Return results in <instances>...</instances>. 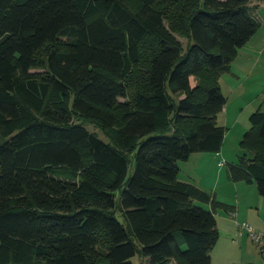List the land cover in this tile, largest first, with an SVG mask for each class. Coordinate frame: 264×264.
<instances>
[{
    "label": "trees",
    "instance_id": "16d2710c",
    "mask_svg": "<svg viewBox=\"0 0 264 264\" xmlns=\"http://www.w3.org/2000/svg\"><path fill=\"white\" fill-rule=\"evenodd\" d=\"M251 1L0 0V264H211L234 206L178 160L221 148ZM238 145L227 178L264 197V99Z\"/></svg>",
    "mask_w": 264,
    "mask_h": 264
},
{
    "label": "crops",
    "instance_id": "0c3cea01",
    "mask_svg": "<svg viewBox=\"0 0 264 264\" xmlns=\"http://www.w3.org/2000/svg\"><path fill=\"white\" fill-rule=\"evenodd\" d=\"M251 5H255L252 9V13L255 16V18L259 20L258 27L254 32V34L246 41V43L238 49L237 54L231 61L229 69L220 74V76H222V74L225 73L227 74L228 81L230 80L228 85L231 87L229 96L226 97V102L222 110L224 109L227 115L228 112L231 111L233 115L231 122L225 120L229 126H227L225 123H222L221 125L225 127L226 132L228 131L230 134H232L233 138L242 137L243 133L249 127L247 124V120L249 122L250 111H253V109L255 110L258 107V105H260L261 102L260 99H264V88L260 87L256 83L255 81L256 71H254L257 65L264 63V11H262V9H264V0H252ZM241 48H245V52L242 55H239V50ZM246 109L248 110L244 114V111ZM244 116L245 119L242 120V117ZM216 121H217V117H216ZM222 148H220L218 152L192 153L188 157V159L181 161V163H178L179 165L178 178L181 180L193 181L202 189L208 192L212 191L218 200L230 204L227 201H231V200H229L228 194L225 192L229 190L230 185H223L221 190L223 194H219L217 187L213 185L212 186L205 185L204 172H202L204 170H208L210 167L211 168L214 167V165L216 164L215 161L219 156H221L227 162V160L223 157L225 155V152ZM231 159L232 160L230 161L233 162L234 158ZM181 171L184 172V176L182 177L180 176ZM243 186H247V185H231L232 191L230 190L232 192L231 195L235 197V199H233L232 201L237 205L236 207L237 213H235V215L238 216H242V213H246L250 208H252L253 202H257L256 203L258 205L257 209H261V207L264 206V197L260 196L258 194V191L256 192L255 189L252 190L253 200L251 201L249 200L243 203V201H241V196L239 194L240 193L239 189H243L244 188ZM205 207H209V205L206 204ZM219 211L224 212V210L219 208L215 212L216 215L215 217L217 219V222L219 220L220 223L230 224L233 235L236 236L237 234H239L241 235L242 241L245 240V236L247 233L246 229H239L238 227L239 222L231 220L230 217L226 215V213L224 214L223 212H219ZM234 211H235V206H234ZM261 213L262 211H259L260 215ZM244 217L250 219L248 215ZM251 225H253V222L249 225L250 229L251 228L253 229V227L257 228L256 230L260 229L259 227H255ZM235 229L237 231H243V232L241 233L236 232ZM233 248L236 249V245H234ZM239 248H241L240 245ZM230 253H231L230 249H228L227 252L228 257ZM138 260L139 258L137 257V262ZM137 262L135 263L132 262V263L137 264Z\"/></svg>",
    "mask_w": 264,
    "mask_h": 264
},
{
    "label": "rangeland",
    "instance_id": "374dc122",
    "mask_svg": "<svg viewBox=\"0 0 264 264\" xmlns=\"http://www.w3.org/2000/svg\"><path fill=\"white\" fill-rule=\"evenodd\" d=\"M262 11H264V9H262ZM177 37L181 41L183 47L185 48L188 43V37L185 34H177ZM244 52H245V48H241L239 50V55H242ZM254 71H256L255 73L256 83L260 87L264 88V63L257 65ZM192 82H194V79H192ZM229 82L230 80L228 81V76L226 73L220 76L219 83L222 87V92L226 97L229 96L230 89H231V87L228 85ZM247 110L248 109L244 111V114L245 112H247ZM220 111L217 114V122L220 124L225 123L227 126H229L225 120H228L229 122L232 121V118H233L232 112L229 111L227 115L224 109ZM251 112L252 111H250V113ZM244 119H245V116L242 117V120ZM247 124L249 126L248 120H247ZM85 126L90 131L96 132L97 136L101 138L102 140H104L105 142L111 143L109 136L106 135L105 133H102V129L97 124L92 123V122H87L85 123ZM165 132L166 133L164 134L169 135L171 134L172 130L165 131ZM147 136L148 135L144 136L143 138ZM240 140H241V137L233 138L232 134H230L228 131L225 132L221 148L223 147L222 149L225 152V155L223 157L227 160V162L225 161L222 165H219L218 159L221 158V156L218 155L219 157L216 159L215 161L216 164L214 165V167L212 168L210 167L208 170L202 171L204 172V178H205L204 182H205V185H211V186L213 185L217 187L219 194H223V192L221 191L223 185H230L229 190L225 192L228 194L229 200H231L227 202L235 206V211L234 212L219 211V212H223L224 214L226 213V215L230 217L231 220H234L239 223H245V224L250 225L253 222V225L251 226L259 227L260 228L259 230H264V206H262L261 209H257V206H258L256 204L257 202H253L252 208H250L246 213H242V216L235 215V213H237V208H236L237 205L233 203L232 201L233 199H235V197L231 195L232 194L231 185H247V186H243L244 187L243 189H239L240 190L239 194L241 196V201H243V203L249 200L250 201L253 200V195H252L253 189H255V191L257 192L255 182L248 183L245 181H232V180H228L227 178V167H228V163L231 162L230 160H232L231 158H234L233 162H235L237 161L239 155H242L243 151L238 146L239 144L238 142H240ZM138 145L139 144L136 145L135 150H133L131 155H129L128 157L127 178L130 177L133 173L134 153L136 149L138 148ZM181 161L182 160H178V163H181ZM198 172H201V171H198ZM180 176L181 177L184 176L183 171H181ZM209 193L213 194L212 191H209ZM195 203L201 206L202 205L206 206L205 203H202L199 201H195ZM259 211H262L261 215L259 214ZM247 215L250 219H247L244 217ZM216 227L218 230L219 237L213 249L211 250L212 264H264V251L261 250L260 245L256 240H253L248 236V233H246L245 240L242 241L241 235L239 234H237L236 236L233 235L230 224L220 223L219 220L217 222V219H216ZM253 229L251 228V230L256 231L257 228L253 227ZM235 231L239 233L243 232V231H237L236 229ZM234 245H236V249L233 248ZM239 245L241 246V248H239ZM228 249H230V252H231L229 257L227 255ZM131 261L133 263L137 262V255L133 256L131 258Z\"/></svg>",
    "mask_w": 264,
    "mask_h": 264
},
{
    "label": "built area",
    "instance_id": "2783aa9c",
    "mask_svg": "<svg viewBox=\"0 0 264 264\" xmlns=\"http://www.w3.org/2000/svg\"><path fill=\"white\" fill-rule=\"evenodd\" d=\"M224 162L225 160L222 157L218 159L219 165H222ZM238 227L239 229H246L248 236L251 239L256 240L259 243L261 250L264 251V230L253 231L250 229L249 225L245 223H238Z\"/></svg>",
    "mask_w": 264,
    "mask_h": 264
}]
</instances>
